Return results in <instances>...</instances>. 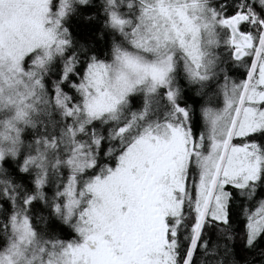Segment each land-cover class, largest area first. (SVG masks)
<instances>
[{
	"label": "snow or ice",
	"instance_id": "snow-or-ice-1",
	"mask_svg": "<svg viewBox=\"0 0 264 264\" xmlns=\"http://www.w3.org/2000/svg\"><path fill=\"white\" fill-rule=\"evenodd\" d=\"M0 264H264V0H0Z\"/></svg>",
	"mask_w": 264,
	"mask_h": 264
},
{
	"label": "trees",
	"instance_id": "trees-1",
	"mask_svg": "<svg viewBox=\"0 0 264 264\" xmlns=\"http://www.w3.org/2000/svg\"><path fill=\"white\" fill-rule=\"evenodd\" d=\"M243 72H244V68H243V67L239 68V69L237 70V72L234 74V79H236V80L238 81L239 79L244 78V77H242V76L240 75V73H243Z\"/></svg>",
	"mask_w": 264,
	"mask_h": 264
}]
</instances>
